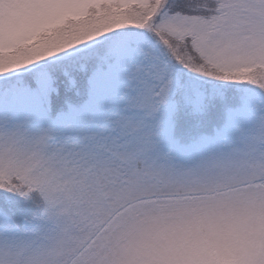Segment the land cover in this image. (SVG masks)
Here are the masks:
<instances>
[{
	"label": "snow or ice",
	"instance_id": "obj_1",
	"mask_svg": "<svg viewBox=\"0 0 264 264\" xmlns=\"http://www.w3.org/2000/svg\"><path fill=\"white\" fill-rule=\"evenodd\" d=\"M0 264H264V0H0Z\"/></svg>",
	"mask_w": 264,
	"mask_h": 264
}]
</instances>
